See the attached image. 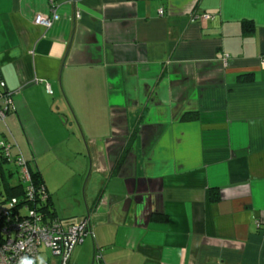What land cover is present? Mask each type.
Wrapping results in <instances>:
<instances>
[{"label": "crops", "instance_id": "1", "mask_svg": "<svg viewBox=\"0 0 264 264\" xmlns=\"http://www.w3.org/2000/svg\"><path fill=\"white\" fill-rule=\"evenodd\" d=\"M2 106L68 264H264V0H0Z\"/></svg>", "mask_w": 264, "mask_h": 264}, {"label": "built area", "instance_id": "2", "mask_svg": "<svg viewBox=\"0 0 264 264\" xmlns=\"http://www.w3.org/2000/svg\"><path fill=\"white\" fill-rule=\"evenodd\" d=\"M162 13L160 9L159 14ZM191 17L207 20L212 15L201 12L194 13ZM55 19H57L56 13L52 17L38 14L34 22L48 27ZM3 97L9 101L11 93L7 92ZM6 109L7 107L0 108V120L4 119ZM9 146L8 144L6 148ZM18 166L27 192L24 202H20L18 198H11L8 209L3 211L5 219L1 227L3 238L0 241V264H34L41 246L51 250L52 255L58 259V264H67L75 245L81 243L87 234H92L91 220L89 216H86L69 224L66 228L62 227L57 218L43 221V215L36 211L34 205L36 201H39L38 198L40 201L46 198L45 191L42 186L37 189L31 183L30 171L23 158L18 159ZM26 202H32V204L29 205ZM21 204L27 207L25 215L19 213ZM95 258L97 260L101 258L99 248Z\"/></svg>", "mask_w": 264, "mask_h": 264}, {"label": "trees", "instance_id": "3", "mask_svg": "<svg viewBox=\"0 0 264 264\" xmlns=\"http://www.w3.org/2000/svg\"><path fill=\"white\" fill-rule=\"evenodd\" d=\"M4 107H7V106H4ZM4 107L2 106L0 108H4ZM7 111H8V107L5 111V115H6ZM194 117H195L194 115H191L188 112H186L182 115V119H184V120H191V119H194ZM4 118H5V116H4ZM0 121L4 122V119L0 120ZM1 143H2V145H0V181H1L3 188H4L5 197L0 201V203L2 204V210L0 211V241H2V238H3V235L1 234V227L4 224V219H5L4 215H3V211L8 209V204H9L11 198H18V200L20 202H24L25 197H26L25 196L26 195L25 193L27 192L26 184L21 178L20 167L18 166V159H20V158H23L26 161V164L28 166V169H29L30 175H31V183L37 189L40 186H42L43 190L45 191V194H46V198L43 201H40V198H38L37 200H39V201L35 202L34 206H35L36 211L39 214L43 215V221L51 220L52 218H57L55 211H54V209L50 203L49 194L45 188V185H44V182H43V179L41 176V172L37 169V167H34L33 160L31 158L26 157L21 152L16 141L13 138L11 139L10 136H7V134H1L0 133V144ZM8 144L10 146L8 148H6V146ZM122 153H123V155H121V157H119V159L116 161L115 165L113 166L112 173L116 172V170H118V168L120 167V165L124 159L123 158L124 152H122ZM13 176H15L17 179H15L16 181L11 182L10 180L14 179ZM210 193H211V197H212L213 193L212 192H210ZM0 194H1V191H0ZM26 203H29V205L32 204V202H26ZM20 208L21 209L19 210V213L21 215H25L27 213L26 212L27 207H24V205L21 204ZM86 216L87 215L83 216L80 219H83ZM72 223H74V222H72ZM86 236L84 237V239L86 238ZM77 245H75V247ZM97 248H99L100 253L102 255L103 249L99 246H97ZM96 253H97V251L95 252V254L92 253V260L93 261L96 259L95 258ZM70 257H71V255H70ZM69 260H70V258H69Z\"/></svg>", "mask_w": 264, "mask_h": 264}, {"label": "rangeland", "instance_id": "4", "mask_svg": "<svg viewBox=\"0 0 264 264\" xmlns=\"http://www.w3.org/2000/svg\"><path fill=\"white\" fill-rule=\"evenodd\" d=\"M14 177V179H11L10 181L11 182H14V181H16L15 179H17L15 176H13ZM0 191H1V194H0V201L5 197V193H4V188H3V185H2V183H1V181H0ZM2 210V204L0 203V211ZM68 220H65V222H67ZM40 252H39V254H38V256L40 257V258H42V257H44V256H49V255H52V253H51V250L50 249H48V248H46V247H43V246H41L40 247Z\"/></svg>", "mask_w": 264, "mask_h": 264}, {"label": "bare ground", "instance_id": "5", "mask_svg": "<svg viewBox=\"0 0 264 264\" xmlns=\"http://www.w3.org/2000/svg\"><path fill=\"white\" fill-rule=\"evenodd\" d=\"M88 235V234H87ZM98 250L97 246H94V251L93 254H95V252Z\"/></svg>", "mask_w": 264, "mask_h": 264}]
</instances>
